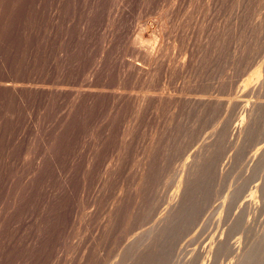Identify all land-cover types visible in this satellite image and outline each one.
<instances>
[{
    "label": "rangeland",
    "instance_id": "rangeland-1",
    "mask_svg": "<svg viewBox=\"0 0 264 264\" xmlns=\"http://www.w3.org/2000/svg\"><path fill=\"white\" fill-rule=\"evenodd\" d=\"M0 264H264V0H0Z\"/></svg>",
    "mask_w": 264,
    "mask_h": 264
},
{
    "label": "bare ground",
    "instance_id": "bare-ground-1",
    "mask_svg": "<svg viewBox=\"0 0 264 264\" xmlns=\"http://www.w3.org/2000/svg\"><path fill=\"white\" fill-rule=\"evenodd\" d=\"M137 42H138V40L136 39V40H135V43H137ZM134 45H135V44H134ZM137 45H139V44H137ZM152 49L154 50V47H153ZM152 49H151V50H152ZM141 52H142V51H141ZM144 52H145V54H147V56H153V55H154V52H156V51H155V50H154V51H148V49H147V51L144 50ZM139 53H140V52H139ZM154 57H155V55H154ZM151 59H154V58L151 57ZM155 59H156V58H155ZM155 59H154V60H155ZM151 63H152V62H151Z\"/></svg>",
    "mask_w": 264,
    "mask_h": 264
}]
</instances>
